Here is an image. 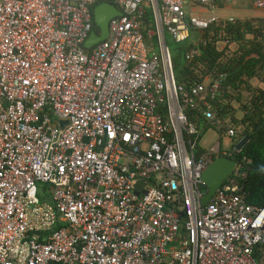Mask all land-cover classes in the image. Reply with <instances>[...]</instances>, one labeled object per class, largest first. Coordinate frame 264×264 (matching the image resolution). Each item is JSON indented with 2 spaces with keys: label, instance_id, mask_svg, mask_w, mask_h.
<instances>
[{
  "label": "built area",
  "instance_id": "obj_1",
  "mask_svg": "<svg viewBox=\"0 0 264 264\" xmlns=\"http://www.w3.org/2000/svg\"><path fill=\"white\" fill-rule=\"evenodd\" d=\"M231 1L0 0V264H264L238 168L201 204L203 171L241 150L212 105L222 80L179 85L167 41ZM102 3L122 15L86 49ZM190 111L232 148L199 157Z\"/></svg>",
  "mask_w": 264,
  "mask_h": 264
},
{
  "label": "trees",
  "instance_id": "obj_2",
  "mask_svg": "<svg viewBox=\"0 0 264 264\" xmlns=\"http://www.w3.org/2000/svg\"><path fill=\"white\" fill-rule=\"evenodd\" d=\"M225 6L221 4L219 8ZM152 23V12L146 8L144 24L148 27ZM94 26L99 31L96 24ZM177 45L178 47L170 51L179 85L189 87L194 82H204L208 77L222 80L219 96L212 101L216 116L228 125L242 128V132L235 137V142L243 137H249L240 152L230 155L239 165L238 171L233 176H240L239 181L245 201L250 205L262 207L264 205V18L233 20L218 18L203 31L192 29L189 40ZM191 48L198 49L200 54L193 60L186 61L185 53ZM253 80H257L260 86L252 85ZM234 102L239 105L238 109L232 105ZM237 110L242 112L240 119L237 117ZM189 116L202 131L213 127L194 111H190ZM234 130L237 134V130L235 128ZM205 153L206 151L198 148L199 157ZM242 174L244 177L241 176ZM262 256L261 249L256 248L255 257L260 259Z\"/></svg>",
  "mask_w": 264,
  "mask_h": 264
},
{
  "label": "water",
  "instance_id": "obj_3",
  "mask_svg": "<svg viewBox=\"0 0 264 264\" xmlns=\"http://www.w3.org/2000/svg\"><path fill=\"white\" fill-rule=\"evenodd\" d=\"M122 15V12L112 4L102 3L95 6L93 10V18L96 26L99 29V34L92 32L89 39L85 43V48L90 49L95 44L105 40L108 36V24L111 18ZM62 125L65 122H61ZM249 137H243L237 144L236 149L243 148ZM238 168V163L234 158L220 156L214 159L203 171L201 180L206 187V193L202 197L201 204L205 206L209 203L215 192L221 187V185L231 177ZM144 184L143 181H139L136 185L135 192L138 194L140 187Z\"/></svg>",
  "mask_w": 264,
  "mask_h": 264
},
{
  "label": "rangeland",
  "instance_id": "obj_4",
  "mask_svg": "<svg viewBox=\"0 0 264 264\" xmlns=\"http://www.w3.org/2000/svg\"><path fill=\"white\" fill-rule=\"evenodd\" d=\"M199 12V9H195V14ZM212 14L217 18L223 19H250V18H264V10L257 9L253 7L252 0H232L228 5L223 8H218L214 10ZM170 49L173 51L175 47H178L177 44L171 40L170 37L167 38ZM253 85H259L257 80L252 81ZM235 108L238 109L239 105L234 102L232 104ZM238 119L242 118V112L237 110ZM229 127L235 128L237 130V135L242 132L241 127H234L232 124H229ZM220 133L214 127H210L207 130H204L202 136L198 142L200 149L209 152L218 142L220 143L221 148L228 150L232 148V144L226 140L219 139ZM235 144V143H234Z\"/></svg>",
  "mask_w": 264,
  "mask_h": 264
},
{
  "label": "crops",
  "instance_id": "obj_5",
  "mask_svg": "<svg viewBox=\"0 0 264 264\" xmlns=\"http://www.w3.org/2000/svg\"><path fill=\"white\" fill-rule=\"evenodd\" d=\"M194 12H195V11H194ZM199 12H200V9H199ZM199 12H198V13H199ZM257 83L259 84V85H257V86H260V83H259L258 81H257ZM251 84H252V83H251ZM252 85H253V84H252Z\"/></svg>",
  "mask_w": 264,
  "mask_h": 264
}]
</instances>
